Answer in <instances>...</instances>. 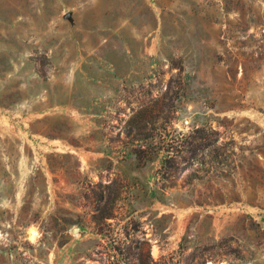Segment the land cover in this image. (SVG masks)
<instances>
[{"label": "rangeland", "instance_id": "obj_1", "mask_svg": "<svg viewBox=\"0 0 264 264\" xmlns=\"http://www.w3.org/2000/svg\"><path fill=\"white\" fill-rule=\"evenodd\" d=\"M0 264H264V0H0Z\"/></svg>", "mask_w": 264, "mask_h": 264}, {"label": "water", "instance_id": "obj_2", "mask_svg": "<svg viewBox=\"0 0 264 264\" xmlns=\"http://www.w3.org/2000/svg\"><path fill=\"white\" fill-rule=\"evenodd\" d=\"M65 19H67L68 21H70L71 23H73V18H72V13H67L64 16Z\"/></svg>", "mask_w": 264, "mask_h": 264}, {"label": "bare ground", "instance_id": "obj_3", "mask_svg": "<svg viewBox=\"0 0 264 264\" xmlns=\"http://www.w3.org/2000/svg\"><path fill=\"white\" fill-rule=\"evenodd\" d=\"M30 235L32 239H35L37 237V232L35 229H31L30 230Z\"/></svg>", "mask_w": 264, "mask_h": 264}]
</instances>
